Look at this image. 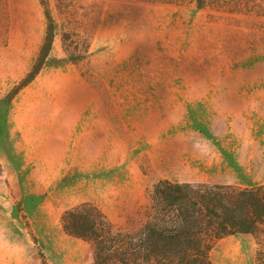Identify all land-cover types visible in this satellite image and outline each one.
I'll use <instances>...</instances> for the list:
<instances>
[{
	"label": "rangeland",
	"instance_id": "rangeland-1",
	"mask_svg": "<svg viewBox=\"0 0 264 264\" xmlns=\"http://www.w3.org/2000/svg\"><path fill=\"white\" fill-rule=\"evenodd\" d=\"M48 1L52 48L12 95L48 20L41 0H0V264H95L93 243L61 222L83 203L121 233L130 264H156L148 225L178 222L160 181L264 187V12ZM74 42L88 49L77 62L65 50ZM209 257L264 264V222L217 239Z\"/></svg>",
	"mask_w": 264,
	"mask_h": 264
},
{
	"label": "trees",
	"instance_id": "trees-1",
	"mask_svg": "<svg viewBox=\"0 0 264 264\" xmlns=\"http://www.w3.org/2000/svg\"><path fill=\"white\" fill-rule=\"evenodd\" d=\"M41 4L48 20L46 34L36 60L13 87L12 95L34 80L52 48L54 19L49 1L41 0ZM195 4L199 9L213 5L238 12H264V2L258 0H195ZM63 38L67 40L68 35H63ZM74 44L68 45L65 50L68 58L77 62L85 58L88 49H81L76 42ZM229 187L160 181L155 194L160 202L176 211L178 222L172 226L158 222L148 225L146 259L156 264H214L209 252L217 239L237 233H254L264 222L263 185L240 189L235 193L225 190ZM61 222L66 234L93 243L95 264H130L125 243L119 239L121 233L113 231L97 206L83 203L69 208L62 214Z\"/></svg>",
	"mask_w": 264,
	"mask_h": 264
}]
</instances>
